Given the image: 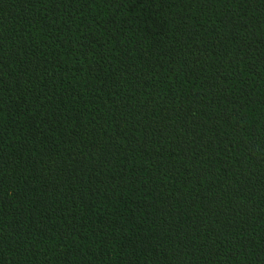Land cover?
<instances>
[{
	"label": "trees",
	"instance_id": "1",
	"mask_svg": "<svg viewBox=\"0 0 264 264\" xmlns=\"http://www.w3.org/2000/svg\"><path fill=\"white\" fill-rule=\"evenodd\" d=\"M0 264H264V0H0Z\"/></svg>",
	"mask_w": 264,
	"mask_h": 264
}]
</instances>
